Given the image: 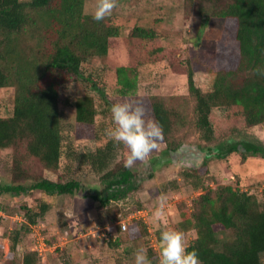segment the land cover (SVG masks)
<instances>
[{
    "label": "trees",
    "instance_id": "obj_1",
    "mask_svg": "<svg viewBox=\"0 0 264 264\" xmlns=\"http://www.w3.org/2000/svg\"><path fill=\"white\" fill-rule=\"evenodd\" d=\"M206 4L210 7H205ZM82 7L83 0H0V88H16L12 116L0 117V149H17L25 144L28 154L49 171L59 170L63 154L61 84L82 81L97 91L105 115L111 114L113 103L127 102L126 98L135 95L138 86V68L134 65L117 68L119 88L111 96L97 76L83 73V62L92 56H105L111 38L118 33L102 20L84 15ZM198 12L202 28L209 24L211 14L225 19L224 38L230 39L233 48L219 62L213 88L208 92L196 85L194 72L189 68L188 88L195 99L194 124L202 143L199 148L209 155L215 152L213 157L221 160L234 153L243 161L264 160V143L244 132L264 124V0H206V3L200 0ZM37 34L42 39L33 45L28 38ZM156 36L153 28L143 26H136L131 35L141 41H153ZM161 51L157 46L150 55ZM149 99L146 112L162 126L166 151H175L180 145L171 138L183 125L184 118L166 99L156 96ZM71 105L76 109L77 126L88 140L73 151V160L89 166L102 185L101 195L84 196L106 207L138 190L139 178L134 171L125 167L124 162H115L117 151L121 149L127 154V149L111 139L98 144L102 140L96 126L100 112L94 98L87 95ZM231 119L243 121V130L231 131L241 134L239 139L223 138L215 123ZM83 188L73 178L57 181L33 177L16 157L11 182L0 181V194L28 197L37 192L41 197L34 207L22 204L25 221L10 236L9 249L15 250L32 226L44 219L57 196H74ZM181 216L180 229L196 233L186 248L195 249L202 264H264V207L254 194L230 185L207 189L194 202L192 210L182 209ZM220 231L227 233L224 238L218 237ZM22 264H40L39 253L34 248L27 251Z\"/></svg>",
    "mask_w": 264,
    "mask_h": 264
},
{
    "label": "rangeland",
    "instance_id": "obj_2",
    "mask_svg": "<svg viewBox=\"0 0 264 264\" xmlns=\"http://www.w3.org/2000/svg\"><path fill=\"white\" fill-rule=\"evenodd\" d=\"M200 0H117L110 15L102 21L117 31L112 37L105 56H92L82 64L85 75H95L105 84V92L111 96L119 88L117 68L134 65L137 69L138 86L135 95L126 98L127 103L140 104L145 109V119H150V97L166 99L176 107L184 118L183 125L171 138L178 148L167 152L163 138L157 141L142 160H136L130 168L139 178V188L126 198L112 202L106 207L96 204L91 197L101 195L99 176L87 165H79L72 153L87 142L76 122V109L71 105L84 96H92L99 110L96 117L101 146L110 138L105 128L111 126V114L102 113L104 105L98 92L89 89L82 81H67L59 86V108L63 136V154L57 171L44 168L37 158L28 154L26 145L0 149V181L11 182L13 161L21 159L23 168L33 177H47L57 181L76 179L83 190L74 196H57L53 207L44 219L32 226L15 250L9 249L10 236L25 221L22 204L36 206L41 197L35 193L28 197L0 194V264H22L24 254L34 248L39 236L48 245H57L52 252L40 255V264H133V253L143 245L152 264H159V235L162 228L180 229L182 209L192 210L194 202L207 189L230 185L235 189L254 194L264 207V160L248 158L243 161L239 154L221 160L209 155L204 160L183 154V150L200 149V133L195 128V99L189 93L188 71L194 72L196 85L204 92L213 88L218 64L228 57L230 39L224 38L225 19L211 14L209 24L202 28L198 12ZM206 3V0H205ZM96 0H83L82 12L92 16ZM209 6L206 4L205 7ZM136 26L153 28L156 39L141 41L131 37ZM40 34V33H39ZM34 37V38H33ZM28 40L34 45L42 38L37 34ZM162 51L150 55L155 47ZM50 49H48L49 51ZM134 56V57H133ZM135 58V59H134ZM224 60V58H223ZM16 88H0V117L12 116L15 107ZM216 125L226 139H239L243 130L240 119L216 120ZM247 135L257 137L264 143V124L247 128ZM207 151V150H204ZM115 162H124L126 155L117 151ZM114 162V164H115ZM149 175H152L150 177ZM166 194L165 216L154 220L152 213L157 198ZM141 210L147 223L135 218L133 212ZM140 221V222H139ZM127 223V230L122 223ZM182 231V230H181ZM186 247L195 239V231H182ZM227 233L220 231L218 237ZM58 250V251H57ZM264 263V258H263Z\"/></svg>",
    "mask_w": 264,
    "mask_h": 264
},
{
    "label": "clouds",
    "instance_id": "obj_3",
    "mask_svg": "<svg viewBox=\"0 0 264 264\" xmlns=\"http://www.w3.org/2000/svg\"><path fill=\"white\" fill-rule=\"evenodd\" d=\"M117 0H96L92 14L100 21L110 15ZM111 126L105 128V135L114 143L122 144L127 149L125 167H130L136 160H142L157 146L163 137V128L155 119H145L142 105L133 106L127 102H116L110 107ZM166 194L157 198V205L152 216L157 222L165 216ZM133 264H152L147 249L141 245L135 249ZM159 264H202L195 249L188 251L184 233L176 228H162L159 235Z\"/></svg>",
    "mask_w": 264,
    "mask_h": 264
},
{
    "label": "built area",
    "instance_id": "obj_4",
    "mask_svg": "<svg viewBox=\"0 0 264 264\" xmlns=\"http://www.w3.org/2000/svg\"><path fill=\"white\" fill-rule=\"evenodd\" d=\"M141 213H142L141 210L133 212L135 218H139L147 222L145 215H143V218L141 216L138 217V215H142ZM121 226L123 230H127L126 222H123ZM35 242L36 243L34 245V249L39 253V255H42L44 252H50V251L54 252L57 249V245L54 246L48 245L46 242V238L44 236H39Z\"/></svg>",
    "mask_w": 264,
    "mask_h": 264
},
{
    "label": "flooded vegetation",
    "instance_id": "obj_5",
    "mask_svg": "<svg viewBox=\"0 0 264 264\" xmlns=\"http://www.w3.org/2000/svg\"><path fill=\"white\" fill-rule=\"evenodd\" d=\"M201 151V152H206L207 153V155L209 154V152L208 151H204V150H201V149H198V148H196V149H188V150H183V154L187 157V156H189V154L190 153H192V155L191 156H193L195 159L196 158H198L199 160H201V158H200V154L201 153H199V152ZM207 157V156H206ZM205 157V158H206ZM204 158V159H205ZM203 160V159H202Z\"/></svg>",
    "mask_w": 264,
    "mask_h": 264
},
{
    "label": "water",
    "instance_id": "obj_6",
    "mask_svg": "<svg viewBox=\"0 0 264 264\" xmlns=\"http://www.w3.org/2000/svg\"><path fill=\"white\" fill-rule=\"evenodd\" d=\"M198 152H199V151H198ZM199 153H201V154H200V158H201V160H202V159L204 160V158H205L206 156H208L206 152H201V151H200Z\"/></svg>",
    "mask_w": 264,
    "mask_h": 264
}]
</instances>
